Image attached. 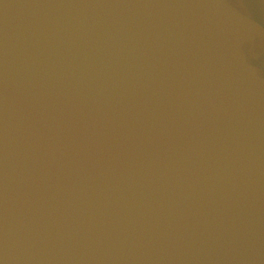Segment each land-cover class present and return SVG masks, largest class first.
<instances>
[{
	"label": "water",
	"instance_id": "1",
	"mask_svg": "<svg viewBox=\"0 0 264 264\" xmlns=\"http://www.w3.org/2000/svg\"><path fill=\"white\" fill-rule=\"evenodd\" d=\"M0 264H264V0H0Z\"/></svg>",
	"mask_w": 264,
	"mask_h": 264
}]
</instances>
